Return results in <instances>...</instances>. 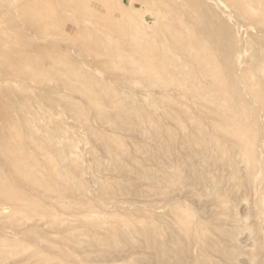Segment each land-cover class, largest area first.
Segmentation results:
<instances>
[{
	"label": "rangeland",
	"instance_id": "rangeland-1",
	"mask_svg": "<svg viewBox=\"0 0 264 264\" xmlns=\"http://www.w3.org/2000/svg\"><path fill=\"white\" fill-rule=\"evenodd\" d=\"M0 264H264V0H0Z\"/></svg>",
	"mask_w": 264,
	"mask_h": 264
},
{
	"label": "bare ground",
	"instance_id": "bare-ground-1",
	"mask_svg": "<svg viewBox=\"0 0 264 264\" xmlns=\"http://www.w3.org/2000/svg\"><path fill=\"white\" fill-rule=\"evenodd\" d=\"M152 1V0H151ZM63 4V3H62ZM149 4V3H148ZM101 7V6H100ZM152 8V7H151ZM127 12V11H126ZM105 14V13H104ZM107 15V14H106ZM40 16V15H39ZM153 17V16H152ZM165 23V22H164ZM143 28V27H142ZM172 29V28H170ZM175 32V31H174ZM14 33V32H13ZM148 37V36H147ZM180 37V36H179ZM242 43V42H241ZM55 44V43H54ZM53 44V45H54ZM24 48V47H23ZM47 49V48H46ZM198 51V50H197ZM195 54V53H194ZM202 56V55H201ZM208 59V58H207ZM153 60V59H152ZM19 62V61H18ZM163 64V63H162ZM205 65V64H204ZM217 69V68H216ZM167 71V70H166ZM165 71V72H166ZM216 72V71H215ZM169 73V72H168ZM172 75V74H171ZM217 77V76H216ZM85 78V77H84ZM222 83V82H221ZM17 84V83H16ZM226 84V83H225ZM158 86V85H157ZM27 90V89H26ZM239 94V93H238ZM36 104V103H35ZM47 109V108H46ZM253 113V112H252ZM259 115V114H258ZM256 120V119H255ZM200 125V124H199ZM257 125V124H256ZM49 129V128H48ZM26 130V129H25ZM40 130V129H39ZM237 135V134H236ZM246 147V146H245ZM66 157V156H65ZM250 157V156H249ZM8 160V159H7ZM70 199V198H69Z\"/></svg>",
	"mask_w": 264,
	"mask_h": 264
}]
</instances>
